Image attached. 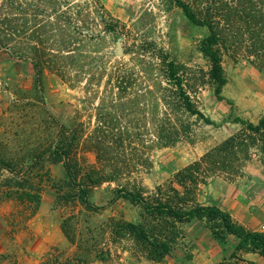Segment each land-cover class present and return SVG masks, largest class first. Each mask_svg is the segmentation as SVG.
<instances>
[{"label":"rangeland","instance_id":"rangeland-1","mask_svg":"<svg viewBox=\"0 0 264 264\" xmlns=\"http://www.w3.org/2000/svg\"><path fill=\"white\" fill-rule=\"evenodd\" d=\"M59 1L71 3L78 17L68 26L59 22L48 34L53 49L60 48L50 52L58 56V66L44 65L37 76L28 58L0 49V159L18 169L30 165L34 155L57 144L65 126L77 134L75 155L83 171L74 185L62 163L45 162L43 172L36 168L34 182L42 189L38 206L9 198L8 173H0V264H199L205 250L226 251L216 264H228L233 256L244 261L246 251L236 252L239 240L218 220L177 227L173 251L159 262L132 254L120 225L156 220L119 193H140L151 202L160 187L168 194L170 187L183 194L175 181L178 171L238 131L233 119L256 124L264 117V64L225 57L222 99L211 83L196 97L214 124L191 118L193 142L161 148L157 130L161 94L168 85L162 61L170 58L207 69L200 43L208 29L192 24L163 0L53 3ZM11 3L0 0V30L20 26L10 23L16 18ZM4 41L16 47L18 37L7 31ZM79 188L88 191L91 208L80 200ZM186 199L193 201L190 205L225 212L222 204L235 207L242 201L240 217L258 222L255 232L264 233V165L257 159L246 164L235 182L213 177L192 187Z\"/></svg>","mask_w":264,"mask_h":264},{"label":"trees","instance_id":"trees-1","mask_svg":"<svg viewBox=\"0 0 264 264\" xmlns=\"http://www.w3.org/2000/svg\"><path fill=\"white\" fill-rule=\"evenodd\" d=\"M53 1L56 0H12L13 10L11 8L10 11H14L12 16L16 18L10 20V23L20 22V26L15 29L3 27L4 30H0V49L28 58L37 76L40 74V67L44 65L58 66V56L53 52H59L60 48L53 49L48 34L54 28H59L57 25H61L60 23L68 26L78 17L71 3ZM95 1L100 3V0ZM163 1L168 8H179L192 24L206 27L209 31L208 36L200 43V51L208 62L207 69L189 67L170 58L162 61L168 85L161 94L163 110L156 144L166 148L182 140L193 142L191 136L194 131L188 121L191 118L206 125L214 124L198 107L196 97L202 87L211 83L217 98L222 99L221 93L227 84L223 68L225 57L243 59L254 65L264 64V0ZM60 6L66 9L62 10ZM103 21L107 24L106 19ZM7 31L17 35L16 47L11 48L5 43ZM51 51L53 52L50 53ZM232 122L240 125L238 131L176 173L175 181L184 189L183 194L175 187H170L171 194L165 193V189L160 187L155 202H151L140 193L120 191L119 197L133 205H141L144 212L156 220L153 224L144 222L120 225L119 232L131 246L128 251L140 258L159 262L173 251L177 227L194 220H218L227 234L239 240L236 252H254L264 259V233L246 230L229 213L217 206H202L198 203L190 205L193 201L186 199L192 187L207 184L213 177L235 182L244 175L246 164L253 159L264 165V117L256 124L239 117ZM78 145L77 134H70L69 129L62 126L57 144L34 155L30 165L18 169V165L0 159V173H8L7 177L4 175L7 182L5 186L11 192L8 197L16 196L22 202L38 206L42 189L35 185V169L39 167L43 172L45 162L62 163L69 181L77 185L83 171L75 155ZM79 191L80 200L91 208L92 205L87 200L88 191L83 188H79ZM213 235L220 242H225L223 235L215 232ZM231 260L233 261L228 264H250L239 260L237 256H233Z\"/></svg>","mask_w":264,"mask_h":264},{"label":"crops","instance_id":"crops-1","mask_svg":"<svg viewBox=\"0 0 264 264\" xmlns=\"http://www.w3.org/2000/svg\"><path fill=\"white\" fill-rule=\"evenodd\" d=\"M226 209L227 212H229L231 214V216L233 217V220L236 221V223H238L239 225H242L244 226L245 228L247 229H252L254 231H258V225L259 223L258 222H255L253 220H245V218H241V214H242V208H241V205H242V201L239 202H236L235 203V207H230V206H227L226 204H222ZM215 246V245H214ZM224 252L226 251H223V253H218V254H214L213 252H211L210 250H205L201 256L199 257V261L200 263L199 264H216L218 262L221 261V259L225 256L223 255ZM243 259L245 262H248L250 264H264V259L263 257L258 254V253H254V252H249V251H246V253H244L243 255Z\"/></svg>","mask_w":264,"mask_h":264}]
</instances>
